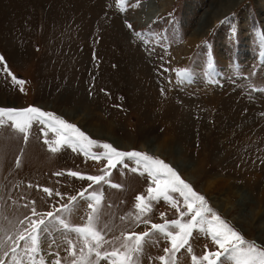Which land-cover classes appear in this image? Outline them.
Segmentation results:
<instances>
[{
  "label": "rangeland",
  "instance_id": "rangeland-1",
  "mask_svg": "<svg viewBox=\"0 0 264 264\" xmlns=\"http://www.w3.org/2000/svg\"><path fill=\"white\" fill-rule=\"evenodd\" d=\"M210 1L104 0L99 5V14L118 17L119 25L154 70L158 88L153 92L147 82L139 88L132 85L137 83V70L123 42L115 39L116 32L94 10L96 0H0V56L4 57V62H0V90L17 100L19 105L10 108L41 107L74 124L91 139L112 144L87 132L86 123L83 126L58 112V108L72 107L76 99L72 91L77 88L79 94L91 99L88 112L92 118L88 123L99 122L104 129L110 121L114 135L127 143L124 147L112 144L114 147L124 152L146 153L168 163L194 191L205 197L209 208L239 232L245 241L241 247L252 245L264 251V244L255 240L257 225L261 221L264 224V214L254 216L264 209V114L260 118L257 113L264 109V37L261 34L264 0H238L193 38L190 34L198 16ZM152 16L154 20L145 24ZM250 35L251 56L247 53ZM82 60L85 61L80 63ZM57 96L65 99L56 102ZM54 101L57 108L49 105ZM164 127L180 145L186 144L188 156L198 162L199 170L192 173L194 180L174 167L169 155H156L141 147L140 143L148 139H153V145L162 146ZM184 130L188 133L186 139L175 136L177 132L182 136ZM57 135L49 126L33 121L25 140L7 117L0 118V242L8 246L0 247V261L54 264L59 258L60 264H73V260H80L83 250L86 261L91 264H113L117 257L105 253L126 252L127 233H143L152 224L165 221L191 220L192 213L179 193H170V201L162 197L151 199L147 189L155 184L142 164L135 158L125 157L122 164L105 176L107 183L102 181L88 189L101 196L100 220L96 225L102 236L99 257L95 251L88 252L85 239L78 233L52 221L45 225L48 231L40 230L37 251L31 259L27 251L31 247L30 239L19 242L13 259L9 237L14 238L28 227L27 222L23 226L20 222L32 215L33 202L38 213H47L69 204V198L77 196L70 205V213L60 215L72 226L84 225L91 211L87 205L94 202L87 195L80 198L78 193L91 182L68 172L105 175L104 158L86 157L79 148L74 151L67 144L51 151L49 144L55 146ZM173 146L169 142L165 147L173 149ZM92 150L103 151L98 145ZM212 176L220 178L218 184L224 191L236 188L253 198L244 212L250 213L244 221L235 223L229 219L238 213L235 193L226 191L222 195L221 190H215L212 194L229 198L227 206L233 208L230 216L213 205L203 190L206 180ZM45 188L51 190V196L44 192ZM137 195H143L149 205L143 214L136 208ZM137 215L149 223L137 222ZM206 215L210 218L211 214ZM168 230L177 231L171 224ZM88 243L95 248V241L89 238ZM71 246L75 255L69 250ZM171 247L165 233L151 229L142 240L140 251L132 254L134 264H193V256L199 261L205 251L220 250L207 225L203 230L199 226L193 229L187 243L175 253ZM5 251L9 254L4 255ZM23 256L28 260L23 262ZM161 256L164 261L160 260ZM221 262L234 264L227 253L218 264Z\"/></svg>",
  "mask_w": 264,
  "mask_h": 264
},
{
  "label": "snow or ice",
  "instance_id": "snow-or-ice-1",
  "mask_svg": "<svg viewBox=\"0 0 264 264\" xmlns=\"http://www.w3.org/2000/svg\"><path fill=\"white\" fill-rule=\"evenodd\" d=\"M131 28V25H128ZM0 62H4V57L0 56ZM178 75L183 76L184 73H179ZM16 80V77H12ZM23 83V81H19ZM7 117L9 121L12 122V127L17 129L20 133L24 135V139L28 138V129L31 127L33 121H39L41 124L49 126L53 131L57 132V138L55 140V146H51L49 141L45 140V144H49L50 150L55 152L57 148L62 144L69 145L74 151L79 148L80 151L86 157H91L94 160H101V158L106 159L107 163L104 169L105 175H84L80 172L69 171L68 174L77 177L79 179H86L90 181L88 188L81 190L78 193L80 198H84L86 195L94 202L89 203L87 207L91 209L88 214L87 223L84 225L72 226L65 221V219L60 215V213H65L71 211L70 205L77 200V196H71L69 198V204H62L59 208H54L52 211L47 213H38L36 211L35 202H33L32 215L25 217L24 221H21V226L27 222L28 227L19 232L14 238L9 237L12 240V246L10 251L15 259L18 245L20 241H31L29 252V258H32V254L37 251L38 244V234L43 228L44 231H48L45 227L49 222H58L63 229L74 231L78 233L81 237L85 239L86 246L88 247V252L91 253L95 251L96 256H100L99 245L102 240L100 231L97 230L96 225L99 223V208L98 205L101 202V196L95 191L89 192L88 189L92 187L93 184H99L100 182L107 183L105 176H107L111 169L115 168L118 164H122L125 157L135 158L138 164H142L144 171L147 172L148 176L151 178L152 183L155 187H149L147 189L150 194V198L153 200H158L163 198L164 201H170L172 197L170 193H179L183 197L184 204L186 208L192 213L191 220L183 222L180 219L165 221L162 224H152L151 229L159 230L165 233L171 242V251L175 253L181 247H183L187 241L188 237L192 233V230L200 227L201 230L207 225V230L211 234L213 241L219 247V251H205L201 260H197L196 256L192 257L193 264H218L220 258L226 253L229 258L234 261V264H264V251L257 249L256 247L249 245L244 248L241 247L245 243L242 236L233 229L228 223H226L219 215H217L211 208L207 206L205 197L198 194L189 183L185 182L173 167L163 160L154 158L146 153L138 151L124 152L118 150L110 143H99L98 141L91 139L85 132L81 131L74 124L66 122L54 115L50 111H44L41 107L30 105L22 108H10V107H0V118ZM43 131V129H42ZM99 146L103 149L102 152L93 151L94 146ZM126 166V165H125ZM59 176L61 173H56ZM44 192L48 193L49 196L52 195L50 189L45 188ZM57 196H61L59 192L56 193ZM136 208L139 210L140 214H143L149 207L148 203L145 201L143 195H137ZM175 206V205H174ZM207 213H210V218ZM181 216L184 215L183 212L180 213ZM38 217V218H36ZM137 222L148 224V220H141V216H136ZM174 225L177 231H169L168 225ZM149 231L143 233H127L125 235L126 252L119 253L113 251L112 253H105L106 256L117 257L113 261V264H134L133 253L140 251L141 242L144 237L148 236ZM89 238L91 241H95V248L88 243ZM131 242V243H129ZM71 245V241H69ZM0 247L7 248L6 244L0 242ZM70 251L75 255L74 246H71ZM80 260H73V264H91L90 261H86L83 255V250ZM165 251H169L165 249ZM8 251L4 252V255H8ZM164 257L161 256L160 260L164 261ZM0 264H4L0 261ZM33 264L35 262L33 261ZM44 264V261H41ZM54 264H60L59 258L54 261ZM223 264V262H221Z\"/></svg>",
  "mask_w": 264,
  "mask_h": 264
},
{
  "label": "bare ground",
  "instance_id": "bare-ground-1",
  "mask_svg": "<svg viewBox=\"0 0 264 264\" xmlns=\"http://www.w3.org/2000/svg\"><path fill=\"white\" fill-rule=\"evenodd\" d=\"M103 1L104 0H96V2L94 4V7H95L94 10L98 14H99L98 11H100L99 5ZM237 1L238 0H211L209 3H207L206 7L203 9V12L198 16L195 28L193 29V31L190 35L193 38H196L199 34H202V32L205 30L207 25H211V23H213L215 20L218 19L217 17L219 15H222L223 13L230 10ZM154 12H155V14H157L156 11H154ZM99 15H101V19H103V21H105V24L107 23L106 25L110 26V28L113 32H116L117 36L115 37V39H118L119 41L123 42L122 44L126 48V51L128 53V57H129L131 63L134 64V68L137 70V73H136L138 75L137 83L134 82L135 84L132 83V85L134 87L139 88V85H142L141 87H143L144 83L147 82V84L149 85V89L153 92L156 91L158 86H157V82H156L155 77H154L155 76L154 70L150 67V65L148 64V62L145 59V56L141 53L139 48H137L135 43L129 38V36H127V32L125 31V29L122 26H120L121 24L118 23V21H117L118 17L115 14H109V13H100ZM148 19H151V16H149ZM153 20H154V17L152 16V20H150L149 22H147L145 24H149ZM208 21H209V23L206 24ZM84 61L82 60V61H80V63H82ZM83 67H84V65H83ZM136 84H137V86H136ZM72 89H73V87H72ZM74 90L77 93L74 92ZM74 90L72 92L74 94L73 96H75L76 99H73L74 103L72 102L73 103L72 107L69 109L68 108L66 109L64 107L58 108V112L61 115L65 116L69 119L74 118V119L78 120L79 123L82 124L83 126L86 123V125L84 126L85 130L87 132H89L94 137H98V138L103 137L104 139L109 140L113 145H115L117 147L127 146V143H124L123 141L121 142L114 135V132H113L114 126L109 125L110 121H109L108 127L104 128V129H101L99 122H97V123L91 122V124L88 123V120L90 121V119L92 118L91 114L88 112V110L91 108L90 107L91 99H89L85 94H82V95L79 94L80 91L77 88ZM5 95H6V92L0 90V106L12 107L14 105H19L17 103V100H15L13 97H11L10 95L9 96H5ZM62 99H65V98L64 97L59 98L57 96L56 102L59 101V103H60L61 101H63ZM56 102L54 101V103H51L49 105L57 108L58 106L55 104ZM79 105H81L83 108H80ZM40 106H42L44 108H49L48 106L43 105V104H41ZM99 108L101 109V106ZM81 109H82V111H81ZM257 113H258V116L261 118V114L262 113L264 114V109L257 111ZM98 116H100V115H98ZM169 132L170 131L168 130V128H167V130L165 128L163 135L161 136V142L163 144L162 146L153 145L151 143V141L153 139L152 140L148 139L144 142H141L140 145H141V147H146L150 152H153L156 155L157 154L162 155V156L169 155L171 157V161H172V164L174 165V167H176L178 170L184 171L185 172L184 175L186 174L188 177H190L191 179L194 180L195 175H193L192 173L197 172V170H199L200 166H199L198 162L194 161L193 159H191L188 156L189 151L186 147V144L180 145V143L178 141H176V138H172L171 136H169L170 134H167ZM182 134L185 136H183V135L180 136L179 132H177V134L175 136L178 138L182 137V139H186L188 136V133L184 130V132ZM169 142L174 143L173 149L165 147L166 145L169 144ZM209 175H210V173H209ZM211 175H212V173H211ZM219 179L220 178L217 176L216 177L212 176L210 179H207L205 182L206 183L205 188H203V190L209 195L213 205L216 208H218L222 213L227 214V215H229L230 211L233 208L231 205L227 206L229 204V202H228L229 198H222V197H220V195L221 194L223 195L224 193H226V191L230 192V193H235V195H237V197H238L235 210H237L238 213H237V216L231 215V217L229 219L235 223H239L240 221H244V219L247 218V215L250 214V213L248 214V212H247L246 213L247 215H246L244 212L247 210L246 208H248L247 205L253 201V198H251V196H249V194H247L246 192L236 190V188H232V189L230 188V189L224 191L222 186H220L218 184ZM215 190H217V191L221 190L222 192H221V194L219 193L220 194L219 196H214V195L212 196L213 191H215ZM263 214H264V209L262 208V209H260V211L255 212L254 216L255 217L261 216V215L263 216ZM262 223H263V221H261L260 224L257 225V235H256L255 240H258L259 242L264 244V224H262ZM23 259H24L23 262L28 260V258H25L24 256H23ZM5 262L6 261H4V264H5Z\"/></svg>",
  "mask_w": 264,
  "mask_h": 264
}]
</instances>
